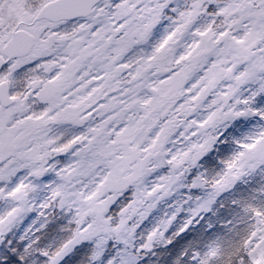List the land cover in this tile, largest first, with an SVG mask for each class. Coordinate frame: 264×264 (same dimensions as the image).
<instances>
[{"label":"snow or ice","instance_id":"snow-or-ice-1","mask_svg":"<svg viewBox=\"0 0 264 264\" xmlns=\"http://www.w3.org/2000/svg\"><path fill=\"white\" fill-rule=\"evenodd\" d=\"M0 264H264V0H0Z\"/></svg>","mask_w":264,"mask_h":264}]
</instances>
